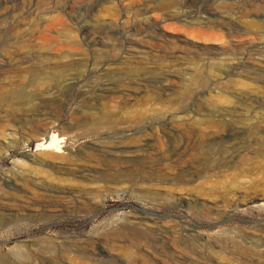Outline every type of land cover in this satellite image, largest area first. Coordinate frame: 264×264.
I'll return each instance as SVG.
<instances>
[{
  "label": "rangeland",
  "instance_id": "rangeland-1",
  "mask_svg": "<svg viewBox=\"0 0 264 264\" xmlns=\"http://www.w3.org/2000/svg\"><path fill=\"white\" fill-rule=\"evenodd\" d=\"M159 1L0 0V264H264V0ZM114 148L118 172L67 168Z\"/></svg>",
  "mask_w": 264,
  "mask_h": 264
},
{
  "label": "bare ground",
  "instance_id": "bare-ground-1",
  "mask_svg": "<svg viewBox=\"0 0 264 264\" xmlns=\"http://www.w3.org/2000/svg\"><path fill=\"white\" fill-rule=\"evenodd\" d=\"M171 5H172V1H170V0H161V1L158 2L157 9L158 8L159 9H168V8H170ZM250 6H251L250 10H253V6L254 5L250 4ZM155 11H156V1H155L154 5L152 7L148 8V9H145V12L141 11L139 13V15H144L145 14V16H143L142 22L144 24H146L149 28H154V31L156 30V27L152 25V23L150 21V15H146V14H148V12H155ZM245 12L248 13L249 11L246 9ZM248 24H254V23L251 22V21H248ZM145 30H146V28H145ZM139 47H141V46H139ZM230 47H232V45H230ZM238 49L242 50L244 48L238 47ZM142 52H147V51H142ZM128 79L130 80V82L126 84L127 91H125V93L120 96L121 97V101L120 102H125V101L129 100V98H132V97L137 98L138 96L134 95L135 93L139 94L140 92H146L145 93L146 94V98L143 99V104L145 106L143 108L137 109L134 112V114L129 115L128 118L125 119L126 121L124 122V124L122 126H124L126 123H130V125L134 126V129H136L134 131V133H133L134 135L135 134H142L143 135L145 130L148 127L152 128V125H149V124H152L151 122L154 119L152 117H151L150 120H147V119L149 118V115H151V112L155 111V107H156V89H154L152 87H147L146 83H141V82H137L134 85V82L132 80V75L131 74L128 75ZM199 81H201L202 84L201 83H200V85L198 84L199 85L198 89H201V87H203L205 85V83H203V81H205V78H204L203 75L200 77ZM153 86L156 87V81L155 80H153ZM144 87L145 88L146 87L149 88V91L145 90V89H144L145 91H140ZM103 94L106 95V92H104ZM104 95H100V96H104ZM186 95H187V97H189L190 93L188 92V93H186ZM212 125H217V123H214ZM107 126H111V122H109ZM127 126H129V125H127ZM186 133H188V132L186 131ZM132 141L134 143L139 144L138 148L135 150V153L138 154V159L141 158L139 161L135 162V164H133L132 167H133V169L141 170L142 169L141 163L144 160L153 159L152 161H154L156 159L155 158L156 157V144L152 145L149 142L138 143V142H136V139H132ZM162 142H163L162 143L163 146L160 147V149L161 150H165V148H166V146H168V144L166 145L164 141H162ZM169 143L171 145H173V146H178L179 144H186L187 140L186 139L182 140V138H180L179 136H175L173 139L170 140ZM204 145H205V143L203 141H196L195 147H196V149L198 151L187 152L186 154H184L188 158V161L194 163V161L199 160L200 157L204 155L203 152H202V149H203ZM180 153H182V155H183L182 151ZM122 154H123V151L120 152V150H117L116 148H114L112 150H107V151L105 150V152H102V153H93V154H88L86 151L80 149V150H78L76 152L75 155L72 156L71 154H69V155L65 156L64 158L68 160L67 168H69L71 170H76V171L85 170V169H83V168H85V165L83 163H80V161L82 159H84L85 158L84 156L86 155L88 161H91V162L94 163L92 165H95L97 168L102 169V170H106V171H110V172L113 171V173H114V172H118V169L120 170L121 167L123 166V164L125 165L126 163H129L128 161L122 159V157L120 156ZM177 155L179 156V154H177ZM181 157L180 156L177 157L176 160H175V163H178L179 165H182L183 161H182ZM89 164H91V163H89ZM129 166H131V165H129ZM87 170H89V169H87ZM87 170H85V171H87ZM87 172H89V171H87ZM70 191L71 190L68 189L67 192H65V193H70ZM136 235L137 234H135L134 232L131 234L132 238L135 241L134 245L137 248V251L135 253H133V254L137 255V256H135L136 259H139V258L143 257L141 250H142V248L146 247V244H144V241L142 240V237H139V235H137L138 236L137 237ZM117 249L119 251H121L122 253H130L131 250H132L131 247L126 246V245H117ZM15 260L17 262H19V263L23 262V264H25V262H26V259L20 257L19 255H16Z\"/></svg>",
  "mask_w": 264,
  "mask_h": 264
}]
</instances>
